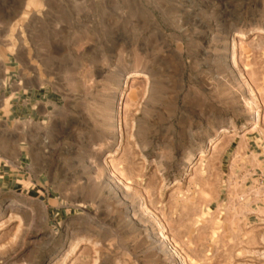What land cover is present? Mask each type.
Listing matches in <instances>:
<instances>
[{
	"label": "rangeland",
	"instance_id": "obj_1",
	"mask_svg": "<svg viewBox=\"0 0 264 264\" xmlns=\"http://www.w3.org/2000/svg\"><path fill=\"white\" fill-rule=\"evenodd\" d=\"M0 52L54 100L1 122L0 264H264V0H0Z\"/></svg>",
	"mask_w": 264,
	"mask_h": 264
},
{
	"label": "crops",
	"instance_id": "obj_2",
	"mask_svg": "<svg viewBox=\"0 0 264 264\" xmlns=\"http://www.w3.org/2000/svg\"><path fill=\"white\" fill-rule=\"evenodd\" d=\"M1 53V52H0ZM0 54V132L4 131V122L8 125L12 120H45L53 109V94L42 86L32 87L27 83L22 84L19 68L13 54L8 53L3 57ZM8 152L0 149V173L6 171L4 156ZM3 175L0 174V177Z\"/></svg>",
	"mask_w": 264,
	"mask_h": 264
},
{
	"label": "bare ground",
	"instance_id": "obj_3",
	"mask_svg": "<svg viewBox=\"0 0 264 264\" xmlns=\"http://www.w3.org/2000/svg\"><path fill=\"white\" fill-rule=\"evenodd\" d=\"M199 158H200V157H199ZM199 158H198V159H199Z\"/></svg>",
	"mask_w": 264,
	"mask_h": 264
}]
</instances>
